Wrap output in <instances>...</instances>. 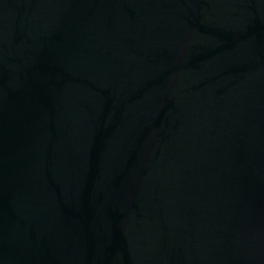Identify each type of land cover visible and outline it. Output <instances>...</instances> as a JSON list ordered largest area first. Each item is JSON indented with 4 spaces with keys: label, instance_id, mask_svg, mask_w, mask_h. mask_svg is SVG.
Instances as JSON below:
<instances>
[{
    "label": "water",
    "instance_id": "95a60500",
    "mask_svg": "<svg viewBox=\"0 0 264 264\" xmlns=\"http://www.w3.org/2000/svg\"><path fill=\"white\" fill-rule=\"evenodd\" d=\"M0 264H264V0H0Z\"/></svg>",
    "mask_w": 264,
    "mask_h": 264
}]
</instances>
